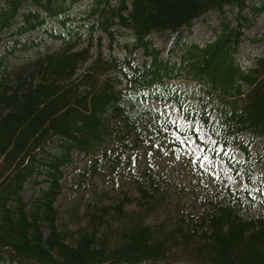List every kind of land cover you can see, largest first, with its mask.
Instances as JSON below:
<instances>
[{"label": "trees", "instance_id": "1", "mask_svg": "<svg viewBox=\"0 0 264 264\" xmlns=\"http://www.w3.org/2000/svg\"><path fill=\"white\" fill-rule=\"evenodd\" d=\"M81 1L0 0V264H264V0Z\"/></svg>", "mask_w": 264, "mask_h": 264}, {"label": "rangeland", "instance_id": "2", "mask_svg": "<svg viewBox=\"0 0 264 264\" xmlns=\"http://www.w3.org/2000/svg\"><path fill=\"white\" fill-rule=\"evenodd\" d=\"M89 0H82L80 3H78L77 5H75L72 10H77V11H73L76 12L74 13V15H78L77 12L78 10H80L81 8L84 10L86 9V4ZM86 3V4H85ZM215 14L214 13H208L207 15H205L204 17H199L197 19L194 20V23L192 24V27L190 28V30H188L187 28H183L182 29V34L183 35H187L189 39H193L194 41H198V42H202L207 38H210L211 32L208 30L207 25H206V20H210L213 24L215 23ZM48 25L53 29L55 28H59L61 27V24L59 22L58 18H54V17H50L48 20ZM190 31V32H189ZM264 31V13L259 17L257 23L250 29L246 30L248 37H244L243 42L240 45V51L238 54V57L241 60L242 64H245L247 62H249L252 58L253 53L258 52L259 50L262 49V47L264 46V41L261 42H253L250 37H253L256 35L257 32H263ZM37 33H39L38 31H34L31 34L32 35H36ZM178 37V33L177 34H169L167 31H160V32H155L154 33V39L156 40L157 44L160 47H166L169 45H173V43L175 42V40ZM5 40H2V42H0V51L3 49L4 47V43ZM139 57H141L139 55ZM186 85V84H185ZM153 104L155 106H160L163 107L165 104L164 103H159L157 101L153 102ZM169 108H172L171 105H168ZM173 114L175 115L176 112H173ZM179 119L182 120V117L179 116ZM201 135H204L205 137H207V133L205 131H202ZM264 147V142L262 140L258 141L257 143V148H263ZM196 149L197 152L200 153L202 152L203 146L202 144H196ZM230 150H225V152H229ZM231 153V158H237V159H242V153L237 150L234 149L232 151H230ZM229 153V155H230ZM159 160L164 163V165H166V167L170 168L173 170V172H175V175L179 176L181 175L182 179H187L188 175H189V170L187 169L188 167L185 166L184 163H182L180 160L176 159L175 157H173V155L169 154H165L163 156H161L159 158ZM204 160L206 161L207 165L209 167H214L215 169H217L218 171H220L221 173L224 174V176L229 179L230 178V173H229V166L226 163L225 159L222 157H209L208 155L205 156ZM86 160H82L80 161L81 164L85 163ZM78 173V170H74V168H69L68 169V175H67V182L65 185V189H64V193L63 195L60 197V200L58 201V205H59V209L62 211V222L66 219L67 215L64 212V208L66 207L67 202L70 201L69 198H71V189H70V185L73 184L74 178L76 177ZM235 186L237 187H242L243 186V181L242 179H238L235 182ZM29 194V192H28ZM127 209H132L134 208V204L131 205H127L126 207ZM75 226L72 224L71 228H74ZM175 264H192L189 262H182V261H178Z\"/></svg>", "mask_w": 264, "mask_h": 264}]
</instances>
